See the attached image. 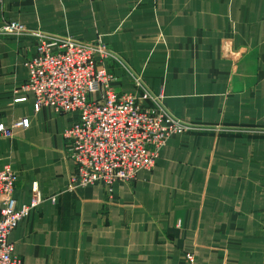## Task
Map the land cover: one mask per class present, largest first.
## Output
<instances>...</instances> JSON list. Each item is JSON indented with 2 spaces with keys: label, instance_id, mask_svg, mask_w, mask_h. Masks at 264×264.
<instances>
[{
  "label": "crops",
  "instance_id": "crops-1",
  "mask_svg": "<svg viewBox=\"0 0 264 264\" xmlns=\"http://www.w3.org/2000/svg\"><path fill=\"white\" fill-rule=\"evenodd\" d=\"M35 30L106 43L193 127L135 181L70 189L78 114L20 89ZM23 119L0 133L16 207L43 198L9 236L23 264H264V0H0V125Z\"/></svg>",
  "mask_w": 264,
  "mask_h": 264
},
{
  "label": "built area",
  "instance_id": "built-area-1",
  "mask_svg": "<svg viewBox=\"0 0 264 264\" xmlns=\"http://www.w3.org/2000/svg\"><path fill=\"white\" fill-rule=\"evenodd\" d=\"M6 31L23 32L11 25ZM29 32V31H28ZM36 51L27 60L28 79L20 87L35 98L36 112L48 108L56 114H78L64 133L67 156L75 166L69 188L135 181L141 171H152L168 140L193 125L178 118L125 59L102 41L85 42L40 30L30 31ZM128 74L136 92L117 89L114 69ZM20 99L17 101H24ZM23 119L0 133L13 136V128H28ZM18 175L10 165L0 167V264H23L13 252L10 234L42 202L40 191L31 203L18 209L14 200ZM184 264H195L188 252Z\"/></svg>",
  "mask_w": 264,
  "mask_h": 264
},
{
  "label": "rangeland",
  "instance_id": "rangeland-1",
  "mask_svg": "<svg viewBox=\"0 0 264 264\" xmlns=\"http://www.w3.org/2000/svg\"><path fill=\"white\" fill-rule=\"evenodd\" d=\"M124 72H125V71H124ZM125 73H126V72H125ZM117 74H118V73H117ZM119 76L122 78V76H121V75H119ZM119 76H118V77H119ZM127 76H128V74H127ZM119 79H120V78H119ZM120 80H121V79H120Z\"/></svg>",
  "mask_w": 264,
  "mask_h": 264
}]
</instances>
